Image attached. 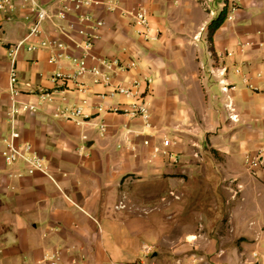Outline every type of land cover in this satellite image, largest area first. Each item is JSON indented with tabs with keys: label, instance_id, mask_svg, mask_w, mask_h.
Segmentation results:
<instances>
[{
	"label": "crops",
	"instance_id": "1",
	"mask_svg": "<svg viewBox=\"0 0 264 264\" xmlns=\"http://www.w3.org/2000/svg\"><path fill=\"white\" fill-rule=\"evenodd\" d=\"M113 1L131 9L140 0ZM147 5L148 37L120 11L95 7L105 21L95 52L137 60L121 79H151L145 85L150 126L109 110L127 105L128 97L101 98L96 93L107 88L100 85L88 92L58 89L47 51L21 52L20 100L36 109L20 114L19 128L45 157L52 177L29 175L23 162L7 164L1 154L10 105L7 47L24 37L27 23L24 12L0 11V264H46L55 250L62 264H264V224L258 220L264 165L251 180L255 219L244 218L239 226L237 215L231 218L234 236H251L253 251L243 253V242L225 248L226 225L210 215L202 223L207 230L195 234L188 225L191 239L177 234L200 180H238L245 154L264 148V0H241L234 19L226 18L212 38L208 27L199 39L201 26L215 17L204 0ZM239 41L251 44L242 52ZM42 91L50 99L42 101ZM85 98L89 103L78 121L60 114ZM98 104L107 109L98 111Z\"/></svg>",
	"mask_w": 264,
	"mask_h": 264
},
{
	"label": "built area",
	"instance_id": "2",
	"mask_svg": "<svg viewBox=\"0 0 264 264\" xmlns=\"http://www.w3.org/2000/svg\"><path fill=\"white\" fill-rule=\"evenodd\" d=\"M149 1L140 0L136 7L129 9L121 6L120 1L113 0H0V11L7 14L16 11L24 12L23 18L27 23V32L24 37L7 47L10 105L7 111L8 130L4 137L5 147L1 152L7 164L21 161L26 166L27 174L40 172L52 177L45 157L31 142L22 139L19 128L20 114L36 109L35 105L20 100L18 59L23 50L47 51L48 63L56 66L51 73V80L56 88L88 92L92 85L103 86L107 88V91L96 93L101 98L121 95L131 99V102L124 107L112 105L109 108L110 111L122 112L130 118L141 117L146 126L151 125L152 113L147 99V90L145 91V85L149 88L151 79L138 76L128 80L121 79L122 73L137 67V60L125 62L119 58L104 57L95 52L96 41L100 38L101 29L105 24L103 19L96 16L95 7L100 5L110 12L120 11L122 16L132 20L142 35L148 37L151 29L150 11L147 5ZM208 1L213 0H204L212 16H218L227 7V19H234L241 5V0H229V3L224 0L220 12L215 14V9L207 5ZM207 29L206 25H202L197 38L199 39L201 32ZM250 44V42L239 41L238 47L243 52ZM232 54V51L226 53V55ZM219 70L221 74H225L227 67L223 65ZM88 79H91V83ZM228 86L224 83L223 89L228 90ZM40 98L42 101L50 99V93L42 91ZM88 103V98H85L79 105L61 110L60 114L67 119L78 121V118L84 114V106ZM227 107L233 111L231 102ZM96 108L98 111L107 109L103 104H98ZM230 117L237 120L238 116L231 114ZM106 127L105 123L101 124L103 132ZM144 143L149 144L150 140L145 139ZM155 151H159V148L155 147ZM246 163L252 173L257 172L264 165V148L257 153H247ZM253 255L258 256V252H253ZM193 260L189 264L197 261V259ZM45 263L62 264L60 251L55 250L47 255Z\"/></svg>",
	"mask_w": 264,
	"mask_h": 264
},
{
	"label": "rangeland",
	"instance_id": "3",
	"mask_svg": "<svg viewBox=\"0 0 264 264\" xmlns=\"http://www.w3.org/2000/svg\"><path fill=\"white\" fill-rule=\"evenodd\" d=\"M221 2L222 0H218L214 3H210L211 7L216 11L215 14L220 12ZM205 7L207 8V6ZM216 17L217 16L215 15L213 19ZM206 26L209 27L208 24ZM243 161L244 163H239L241 176L238 180H200L198 182L197 190L190 198L186 212H184L181 217L179 228L177 229L178 235L185 234V238L191 239L193 236L186 235L188 230H192V228H186L188 225L196 227L194 228L196 230L195 234H199L198 232H201L202 230H207L206 227H202V223L207 220V216L210 215L215 221H222L226 225L225 229L222 230L224 234L225 248L233 247V244H241L240 242H243V244H241V250L243 253L253 251L255 245L251 240V236H247L246 238L242 236V238L238 240V236H234L231 223V218H235L236 215L239 226L244 221V218L255 219V216L257 215L255 211L256 197L254 196V188L251 184V180L256 176V172L252 173L248 169L246 154ZM262 190H264V187ZM176 198L180 199V197ZM261 203H264L263 200ZM258 220L264 224V211L259 215ZM258 255L260 256V254ZM259 256L258 258H260ZM257 262H259V259H257Z\"/></svg>",
	"mask_w": 264,
	"mask_h": 264
},
{
	"label": "trees",
	"instance_id": "4",
	"mask_svg": "<svg viewBox=\"0 0 264 264\" xmlns=\"http://www.w3.org/2000/svg\"><path fill=\"white\" fill-rule=\"evenodd\" d=\"M226 8H224L218 16L209 24V38H212L213 33L221 26L226 19Z\"/></svg>",
	"mask_w": 264,
	"mask_h": 264
}]
</instances>
